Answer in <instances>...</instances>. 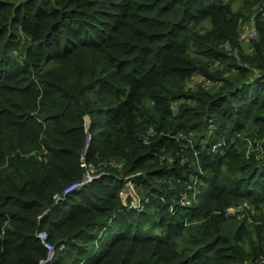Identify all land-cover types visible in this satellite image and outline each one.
Returning a JSON list of instances; mask_svg holds the SVG:
<instances>
[{
  "label": "trees",
  "instance_id": "trees-1",
  "mask_svg": "<svg viewBox=\"0 0 264 264\" xmlns=\"http://www.w3.org/2000/svg\"><path fill=\"white\" fill-rule=\"evenodd\" d=\"M235 1L0 0V264L40 231L49 264H264V0Z\"/></svg>",
  "mask_w": 264,
  "mask_h": 264
},
{
  "label": "built area",
  "instance_id": "built-area-1",
  "mask_svg": "<svg viewBox=\"0 0 264 264\" xmlns=\"http://www.w3.org/2000/svg\"><path fill=\"white\" fill-rule=\"evenodd\" d=\"M249 23L251 24V26H248V27L244 26L242 29L243 31L240 35L241 42L247 43V45H248L249 41L253 40L256 37V31H255V27H254L252 18L250 19ZM81 166L84 167V173H83L82 177L79 180L72 182L69 185H67L63 189L61 194L54 195L55 201H59L60 199H63V197L65 195L72 192L73 190H76V189L90 183L97 176V175H95V170L93 167L86 165L84 162L81 163ZM121 197L123 200H126L127 197H130L131 198V201L129 202L130 206H133V207L138 206L139 198L137 201V199H136L137 194L135 192V188H134L131 180L128 179L125 182V186H124L123 190L121 191ZM183 199H184L185 204L190 205V203H191L190 199L186 198L185 196L183 197ZM134 200H136L137 205H133ZM232 210L233 209H229V212H232ZM37 237L46 250L45 256L43 258L39 259L38 264H49L54 259L55 247L47 239V234L44 231H40L39 233H37ZM244 264H248V262H245Z\"/></svg>",
  "mask_w": 264,
  "mask_h": 264
},
{
  "label": "rangeland",
  "instance_id": "rangeland-1",
  "mask_svg": "<svg viewBox=\"0 0 264 264\" xmlns=\"http://www.w3.org/2000/svg\"><path fill=\"white\" fill-rule=\"evenodd\" d=\"M13 1H17V0H13ZM239 5H240V0H236L235 3L233 4V9H236V7H238ZM250 19H251V18H250ZM250 19H248L247 22H245V23L243 24L242 29H243L244 26H246V27L251 26V24L249 23ZM203 25H204L205 27H208V25H207L206 23H204ZM203 25H201V26H203ZM247 30H248V29H247ZM242 43H243L244 46L247 45V43H244V42H242ZM197 78H198V77H195L194 79L196 80ZM135 192H136V194H137L136 199H137V201H138V198H140V197H139V194H138V192H137L136 189H135ZM133 205H137L136 200H134ZM233 209H236V208H233Z\"/></svg>",
  "mask_w": 264,
  "mask_h": 264
},
{
  "label": "water",
  "instance_id": "water-1",
  "mask_svg": "<svg viewBox=\"0 0 264 264\" xmlns=\"http://www.w3.org/2000/svg\"><path fill=\"white\" fill-rule=\"evenodd\" d=\"M88 139H89V136L87 135V137H86V141H85V145H84V149H83V153H85L86 148H87V146H88Z\"/></svg>",
  "mask_w": 264,
  "mask_h": 264
}]
</instances>
